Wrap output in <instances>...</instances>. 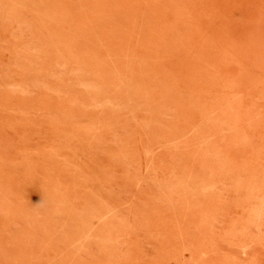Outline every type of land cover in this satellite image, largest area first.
<instances>
[{"label": "rangeland", "instance_id": "obj_1", "mask_svg": "<svg viewBox=\"0 0 264 264\" xmlns=\"http://www.w3.org/2000/svg\"><path fill=\"white\" fill-rule=\"evenodd\" d=\"M0 264H264V0H0Z\"/></svg>", "mask_w": 264, "mask_h": 264}]
</instances>
